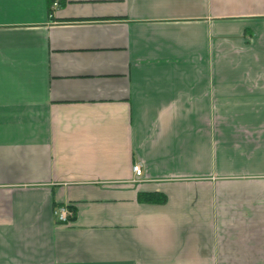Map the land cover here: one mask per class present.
Segmentation results:
<instances>
[{"label":"crops","instance_id":"crops-1","mask_svg":"<svg viewBox=\"0 0 264 264\" xmlns=\"http://www.w3.org/2000/svg\"><path fill=\"white\" fill-rule=\"evenodd\" d=\"M53 2L0 0V264H264V0Z\"/></svg>","mask_w":264,"mask_h":264},{"label":"built area","instance_id":"built-area-1","mask_svg":"<svg viewBox=\"0 0 264 264\" xmlns=\"http://www.w3.org/2000/svg\"><path fill=\"white\" fill-rule=\"evenodd\" d=\"M60 1L61 0H54V2L52 4V8L58 7ZM132 172H133L135 178H137V179L140 178V176H141L140 165H133ZM53 214L59 223H68L73 218V215H74L73 211L65 205L57 207L53 211Z\"/></svg>","mask_w":264,"mask_h":264},{"label":"trees","instance_id":"trees-1","mask_svg":"<svg viewBox=\"0 0 264 264\" xmlns=\"http://www.w3.org/2000/svg\"><path fill=\"white\" fill-rule=\"evenodd\" d=\"M164 197L162 195L159 194H146L144 196V201H149V202H158V203H162L164 201Z\"/></svg>","mask_w":264,"mask_h":264}]
</instances>
